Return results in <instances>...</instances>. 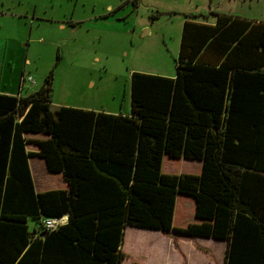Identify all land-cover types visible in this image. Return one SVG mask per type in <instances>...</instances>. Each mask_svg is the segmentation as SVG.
Instances as JSON below:
<instances>
[{"label":"trees","instance_id":"16d2710c","mask_svg":"<svg viewBox=\"0 0 264 264\" xmlns=\"http://www.w3.org/2000/svg\"><path fill=\"white\" fill-rule=\"evenodd\" d=\"M213 15L184 17L173 78L130 75L129 115L53 109L50 77L0 94V264H122L128 226L224 241L222 264H264V22ZM24 134L47 138L30 153ZM33 155L65 189L35 191ZM164 157L201 170L164 173ZM183 197L194 221L175 228Z\"/></svg>","mask_w":264,"mask_h":264},{"label":"rangeland","instance_id":"374dc122","mask_svg":"<svg viewBox=\"0 0 264 264\" xmlns=\"http://www.w3.org/2000/svg\"><path fill=\"white\" fill-rule=\"evenodd\" d=\"M0 1L4 6L6 0ZM30 1L38 15L48 7L46 16L54 21L34 23L30 30L1 23L2 91L17 92L18 79L25 75L35 82L23 90L25 96L50 77L51 105L108 114L130 113L133 72L173 78L185 16L206 23L215 20L213 14L264 22V0ZM117 4L112 13L106 9ZM163 162L171 174L201 170L199 161L164 157ZM187 199L193 206V199ZM29 225L31 229L33 222Z\"/></svg>","mask_w":264,"mask_h":264},{"label":"crops","instance_id":"0c3cea01","mask_svg":"<svg viewBox=\"0 0 264 264\" xmlns=\"http://www.w3.org/2000/svg\"><path fill=\"white\" fill-rule=\"evenodd\" d=\"M1 2L0 4H2ZM4 3V6H0V10L5 11V13L0 14V25L3 22L6 25L12 22L13 24H21L25 29L30 30L34 23L53 24L54 19L52 15L46 16L48 9L46 6L42 8L45 12L42 16L36 13L37 7L31 5L30 0H6ZM119 7L120 5L118 4L115 6L107 5L106 9L112 13L113 10H117ZM213 23L214 21L210 22V24ZM55 24H59L60 29L64 28L62 22H55ZM22 76L18 79L17 92H10L8 89L2 91L3 85H0V94L24 97L22 95L23 90L33 87L35 82L22 85ZM33 92L35 91H30L28 94ZM52 108L58 107L52 105ZM129 114V112L126 113V115ZM114 115L118 114L115 113ZM23 136L29 142L25 145V151L30 153L38 152V148L34 143L35 141L47 138V136L42 134H24ZM27 163L36 192L66 188V184L60 175L47 172L45 163L40 157L35 155L28 157ZM162 169L166 173L168 172L165 162H163ZM193 210L192 203L187 198H180L176 203L173 227L183 228L187 223L193 222ZM187 211L189 215L185 216ZM218 244L220 245L218 246ZM225 249L226 243L224 241L212 238L185 236L173 231L163 234L160 231L128 226L124 232L122 250L126 258L122 264H222ZM215 256L219 258L218 261L215 260Z\"/></svg>","mask_w":264,"mask_h":264},{"label":"built area","instance_id":"2783aa9c","mask_svg":"<svg viewBox=\"0 0 264 264\" xmlns=\"http://www.w3.org/2000/svg\"><path fill=\"white\" fill-rule=\"evenodd\" d=\"M26 83H33V80L31 77L24 75L22 76L21 84L23 85ZM67 222H68V217L64 215V216H60L56 218H45L42 223H43L44 228L50 231H54L58 227L67 224Z\"/></svg>","mask_w":264,"mask_h":264}]
</instances>
